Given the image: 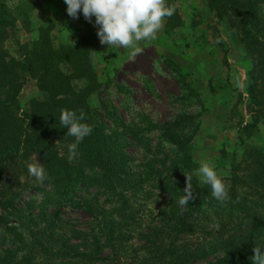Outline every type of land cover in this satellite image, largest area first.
I'll use <instances>...</instances> for the list:
<instances>
[{"label": "trees", "instance_id": "obj_1", "mask_svg": "<svg viewBox=\"0 0 264 264\" xmlns=\"http://www.w3.org/2000/svg\"><path fill=\"white\" fill-rule=\"evenodd\" d=\"M205 1L250 57L244 90L253 113L237 125L226 203L194 175L195 115L162 123L140 115L114 124L102 102L99 109L87 100L100 86L93 42L85 36L54 41L48 24L35 39L18 42L15 19L0 0V264H191L210 256L205 264H252V248H264V132L257 145L246 140L259 123L264 128V0ZM180 23L175 11L165 29ZM7 40L16 56L4 48ZM27 79L35 80L38 94L21 100ZM61 108L82 110V122L93 129L71 160L74 137L59 123ZM153 130L171 147L151 146L146 136ZM129 140L151 155L136 170ZM34 155L47 174L43 182L27 171L25 161ZM189 174L195 199L181 206ZM26 188L37 197L20 205ZM63 206L85 212L86 227L68 224Z\"/></svg>", "mask_w": 264, "mask_h": 264}, {"label": "rangeland", "instance_id": "obj_2", "mask_svg": "<svg viewBox=\"0 0 264 264\" xmlns=\"http://www.w3.org/2000/svg\"><path fill=\"white\" fill-rule=\"evenodd\" d=\"M4 4L15 19L18 42L35 39L39 27L46 24L51 25L54 41H72L85 36L93 42L96 53L92 52L91 61L100 86L87 100L90 106L99 109L102 102L114 124L136 122L140 115L151 123H162L184 114L195 115L191 153L198 165L196 169L200 160L206 159L225 179L237 125L253 113L244 90L250 57L239 35L215 21L205 0H174L180 25L170 29L164 25L155 40L141 42L142 51L133 59H129L127 49L101 45L97 28L85 21L82 14L78 19L70 18L63 0H4ZM8 41L4 48L16 56ZM34 82V79L25 81L19 95L21 100L38 94ZM109 120L106 124L111 126ZM251 132L246 143L257 145L263 139L262 124ZM156 135V130L147 133L151 146L157 142L163 145ZM129 141L126 148L131 156L129 164L136 170L151 155ZM36 197V191L26 188L18 204ZM61 216L79 229L85 228L89 220L85 212L68 206H63ZM212 259L210 256L191 264H205Z\"/></svg>", "mask_w": 264, "mask_h": 264}, {"label": "clouds", "instance_id": "obj_3", "mask_svg": "<svg viewBox=\"0 0 264 264\" xmlns=\"http://www.w3.org/2000/svg\"><path fill=\"white\" fill-rule=\"evenodd\" d=\"M66 13L72 19H78L82 14L85 21L97 28L96 36L101 45L108 48L129 50V59L141 53V42H151L157 38V33L163 28L166 18L175 13V5L168 0H63ZM94 17V23H93ZM74 44V42H73ZM93 53H96L92 51ZM59 123L67 129V135L74 137V142L68 145L69 160L77 155L78 145L92 133V127L83 123L85 113L61 108ZM164 147L171 145L164 141ZM30 176L43 182L47 179L44 166L37 155L25 161ZM201 182L209 186L212 197L226 203L229 200V189L218 174L215 167L206 159H201L195 171ZM185 176L183 195L179 199L181 206L189 205L194 200L192 190V175ZM218 227V225H217ZM250 257L252 264H264V248L254 246Z\"/></svg>", "mask_w": 264, "mask_h": 264}, {"label": "crops", "instance_id": "obj_4", "mask_svg": "<svg viewBox=\"0 0 264 264\" xmlns=\"http://www.w3.org/2000/svg\"><path fill=\"white\" fill-rule=\"evenodd\" d=\"M47 9V8H46ZM43 11H44V8H43Z\"/></svg>", "mask_w": 264, "mask_h": 264}]
</instances>
